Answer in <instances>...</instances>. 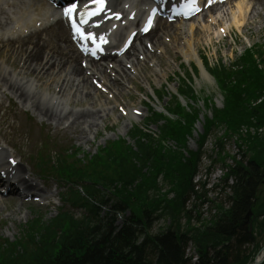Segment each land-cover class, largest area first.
<instances>
[{"label":"trees","instance_id":"obj_1","mask_svg":"<svg viewBox=\"0 0 264 264\" xmlns=\"http://www.w3.org/2000/svg\"><path fill=\"white\" fill-rule=\"evenodd\" d=\"M263 54L264 50L259 56ZM242 62L238 63L240 71L233 74L235 85H230L231 90L228 88V111L223 115V122L232 131L242 124H249L250 118H255L257 125L264 121V102L256 108L249 105L250 101L259 99L264 79L257 68ZM219 75L222 85L230 83L224 70H220ZM186 93L189 95L190 91ZM249 151L251 156L247 161L233 159V166L228 168L227 174L233 181L228 187L230 195L226 196L228 209L216 207L218 212L205 223L200 222L199 216L195 218L198 225H204L202 230L192 226L193 216L184 206L190 196L203 204L208 202L204 186L197 191L192 183L196 173L194 157L186 164L180 157L171 158V165L164 171L168 186L164 193L153 179L148 186L133 193L117 190L112 211L107 212L105 218H99L98 207L88 205L87 216L80 221H71L63 231H60L61 227L56 230L42 228L49 233L40 236L33 255L16 258L18 248L13 246L0 255V264H188L183 250L188 240H192L198 250L199 264H246L251 255L245 246L253 243L254 238L250 233H242L239 224L251 208L264 178V141L253 138L247 153ZM160 159H152L154 169L156 164L162 168ZM136 177L137 171H133L124 180L129 182ZM102 182L107 188L109 183ZM116 214L123 219L120 227L115 225ZM162 217L169 220L171 227L166 231H153L154 221Z\"/></svg>","mask_w":264,"mask_h":264},{"label":"bare ground","instance_id":"obj_2","mask_svg":"<svg viewBox=\"0 0 264 264\" xmlns=\"http://www.w3.org/2000/svg\"><path fill=\"white\" fill-rule=\"evenodd\" d=\"M262 2L263 0H257L255 7L254 5H252L251 7V4L246 5V3L244 4V2H239L235 5H229V9L234 7V9L236 10V12H230L232 14L233 21L236 22V25L242 26L243 34H248V32L253 27H256L255 20L260 15L258 8L261 7ZM247 9L250 13V16L248 17L246 16ZM236 13L244 15V17L240 16L236 19ZM245 16L247 17L246 20ZM243 23L244 25H242ZM166 30H171L172 32H174L172 34L173 38L171 40V45L174 51L181 55L184 60L190 61L193 56H195L198 52V41L195 38L197 36L195 26L190 23H182L174 26L170 25L169 28ZM33 36L35 35H32L22 40L18 39L16 41H9L8 43H11L9 45L1 44L0 59L2 60L0 61V68L4 69V66H6L9 62L13 61L17 55L19 57H24L23 65L25 71L21 73L26 77L27 75L30 76L27 78L23 76V78L21 79L26 80L27 84L33 83L34 90L36 91L35 95H37L40 91H51L50 87L54 85L55 89H58L57 94H59L60 96L59 105H61L62 107L68 100L72 101L74 104L83 103L84 101L88 103L91 102V106L96 103L95 99L99 96L96 93L92 92L90 82L92 78H95L94 75L100 72L101 77H103L102 81L106 83V80L104 79L105 76L103 74L106 71L105 65L102 63L97 65L91 63L85 69H82L79 65H77V59H79L77 56L79 55L76 52H73L71 49H69V47L65 45L67 35L60 24H57L48 31L47 39L44 41L33 40L31 39L33 38ZM155 49L160 50L164 55H166V45L160 43L159 46H157ZM152 57L159 58V56L146 53L147 61H156L155 59L152 60ZM18 61L19 58L17 59V62ZM132 62H134L133 67L138 72V75L142 79L148 80L150 76L145 75L143 71L144 65H142V63H140L137 59L133 60ZM163 67L164 65H162L161 62H158L157 65L150 69L152 71L150 72V74H154L155 77L159 80L167 78L168 74L166 71L156 69ZM116 68V74L118 75L119 80L121 79L123 81H127L128 76L130 74L128 73L129 71L123 68H119V66H117ZM88 71L90 72L91 76H86V72ZM41 72H43V75L41 74ZM32 76L35 80H33ZM63 76V83L57 86V83ZM202 76L203 78H206L205 74L203 73ZM14 82L15 81H11V84H14ZM113 86L117 87L116 85H114V83ZM70 89L75 90L71 98L67 96L68 92H71ZM119 94L121 95V92H119ZM34 108L41 119L44 118L49 112L48 108L44 107L39 103H37ZM93 109L94 108L87 106L84 110L79 111V113H71L69 115V118H72L71 124L75 125L77 122L81 121L83 122V124L88 123V127L92 126L96 129L98 120L101 119L97 114H94L92 112ZM72 132L78 133L79 136L76 137L77 140L80 139L84 141L87 138V134L85 133V131L79 130L77 129V127H74ZM91 133L92 130L90 134ZM17 171L19 172L18 169ZM27 182L30 183L33 187H35L36 190H38V186H36V183L33 182V184L30 181ZM7 199L8 198L3 200L2 198H0V203L1 201L5 203L4 206H2V209H6L10 206ZM18 207H21V205H19ZM263 254L264 249L261 252L260 256H258L257 260L260 261Z\"/></svg>","mask_w":264,"mask_h":264},{"label":"rangeland","instance_id":"obj_3","mask_svg":"<svg viewBox=\"0 0 264 264\" xmlns=\"http://www.w3.org/2000/svg\"><path fill=\"white\" fill-rule=\"evenodd\" d=\"M231 26L232 25L230 24V28H231ZM231 30H232V37L233 38L236 37V39H237L235 41V44L233 43V45H231V46H228V44H226V41H224L223 43L222 42L218 43L215 41L214 43L216 46L214 45V46L207 47L208 44H200L199 45V48H200L199 53L207 56L211 65H215V63L219 62V60L221 59L223 61V64L225 66H228L230 62H232L233 60H235L237 57L240 56V54L243 52V50H245L249 47H252V46H255V47L264 46V22L257 21L256 27H253L248 32V34H245V38L238 37V35H239L238 33H240L239 30L238 31L234 30V29H231ZM169 58L170 59H168L167 61H164V66H168L166 68H167V70H169L171 72L169 74V77H173V75L178 71V68H176V66H178L180 64H182V65L184 64V66L186 65V67H190L193 64V63L188 64L179 56L176 58L175 61H173V59H172L173 57L170 56ZM173 66H174V68H172ZM244 79L247 82L249 81V78H247L246 75H245ZM170 80H172V79L170 78ZM168 86H169V88H172L171 84H168ZM192 87L194 88V90L199 95V99L196 98V103H194L195 105H197L198 102H202L201 99H203V100L208 99V101H210L213 105L214 104L213 102H216L220 98V93L217 90L216 86L215 85L213 86L211 83L202 80L201 74L198 77H194V83H193ZM242 88H243V86H242ZM180 101H181V104L185 106V102L183 100H180ZM199 104L200 103H198V105ZM260 132L264 133V131L262 129ZM262 135L263 134H261V136ZM213 137L214 136L211 135L207 139V142H208L207 146L208 147L205 149L207 152H210L213 149L212 146H211V148H209L211 141H213ZM72 144H74V143H72ZM188 150H190V151L196 150V146L193 142L188 143ZM224 152L225 153L222 156H228L230 158V157H237L238 155L244 154L245 149L243 150V153H241V152H239L238 148H236L234 145H232L230 143L229 145H227L226 148H224ZM208 155L212 156V154H210V153H208ZM214 158H216L215 155H214ZM238 158H240V156H238ZM226 164L230 165L231 161L227 160ZM209 166H212L211 169L214 168L213 174L204 177ZM220 167L222 168V166L218 162H217V164H211V161L208 158H207V160L205 158H203L202 164L198 170L199 177L194 178V180H195L194 182H197V184L206 182V188L208 189V191L211 190V192L209 191V194L207 195V198L211 204L206 205V207H204V205L199 206V204L196 203L194 200L191 201L192 205L194 203H196L195 211L199 212L200 216H202V218H204V219H207L210 215H212L216 211L214 209L216 204H222L224 208L228 205L226 203V196L229 195V192L226 190L225 187H223V184L221 183V181H219V179L223 175V172H221ZM161 183L162 182L159 181V188L162 192H164L167 185L161 184ZM230 184H231V182L228 181V185H230ZM217 185H218V187L216 188ZM168 198H171V196L169 195ZM259 198L261 199V201H260V203H257L256 208H258L259 205L264 202V189L261 190ZM261 205H264V204H261ZM188 207H189V204H188ZM253 211H254L253 213L256 214L255 211H257V210H253ZM258 211H260V210H258ZM22 212L25 213L26 211L23 210ZM38 213L39 212L37 210H30L27 219L29 220L30 218H33L34 216H38ZM206 213H207V215H206ZM3 214L8 215L9 214L8 210H5ZM52 215H53V212L51 213L50 217H52ZM2 219H3V216L1 218V220ZM255 219H256V216L253 217V221ZM261 220L262 219H259L258 222ZM1 222H2L1 232L3 233V236L8 237L10 240H12L13 236L16 235V233H17V224L18 223H16V222L13 223V225H14V230H13V228L11 227V225H12L11 220H8V221L5 220V221H1ZM15 224H16V228H15ZM164 226H165V224L162 225L161 220L160 221L157 220L154 224L155 228L164 227ZM155 228H153L152 230L157 231L158 229H155ZM256 242H258V244L260 246H263L264 245V234L262 236H260L258 234V236L256 238Z\"/></svg>","mask_w":264,"mask_h":264},{"label":"snow or ice","instance_id":"obj_4","mask_svg":"<svg viewBox=\"0 0 264 264\" xmlns=\"http://www.w3.org/2000/svg\"><path fill=\"white\" fill-rule=\"evenodd\" d=\"M93 3L100 5V8L97 11H92L89 13V17L95 16L98 14L99 11H102L105 4L104 0H92ZM211 2V0H209ZM191 11H197L198 8L194 4L189 5ZM77 12V4L73 3L69 5L68 7L64 8V16L70 21L72 29L75 31V33L84 40H91L93 44H96L97 47L100 46V44L107 43V40H105L103 37L100 38L99 44L97 43L96 37L92 33L85 34L84 30L79 26V24L76 21L75 13ZM119 18V17H117ZM81 23H87V20L81 19ZM151 27V19L148 23V28ZM148 28H145L144 30L147 31ZM94 54V53H93ZM12 165H15V161H10Z\"/></svg>","mask_w":264,"mask_h":264},{"label":"water","instance_id":"obj_5","mask_svg":"<svg viewBox=\"0 0 264 264\" xmlns=\"http://www.w3.org/2000/svg\"><path fill=\"white\" fill-rule=\"evenodd\" d=\"M255 264H258V263H255Z\"/></svg>","mask_w":264,"mask_h":264}]
</instances>
